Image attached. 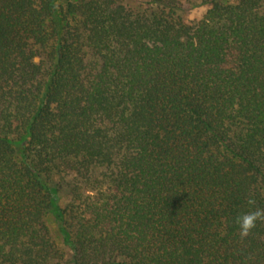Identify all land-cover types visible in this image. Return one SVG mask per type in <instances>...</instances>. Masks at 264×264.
Segmentation results:
<instances>
[{
  "label": "trees",
  "instance_id": "1",
  "mask_svg": "<svg viewBox=\"0 0 264 264\" xmlns=\"http://www.w3.org/2000/svg\"><path fill=\"white\" fill-rule=\"evenodd\" d=\"M250 196L264 0H0V264H264Z\"/></svg>",
  "mask_w": 264,
  "mask_h": 264
},
{
  "label": "clouds",
  "instance_id": "2",
  "mask_svg": "<svg viewBox=\"0 0 264 264\" xmlns=\"http://www.w3.org/2000/svg\"><path fill=\"white\" fill-rule=\"evenodd\" d=\"M247 204L250 210L238 215L235 219L241 239L247 238L258 222L264 223V208L257 207L256 200L251 196L247 199Z\"/></svg>",
  "mask_w": 264,
  "mask_h": 264
},
{
  "label": "rangeland",
  "instance_id": "3",
  "mask_svg": "<svg viewBox=\"0 0 264 264\" xmlns=\"http://www.w3.org/2000/svg\"><path fill=\"white\" fill-rule=\"evenodd\" d=\"M131 4L133 6H136L135 2L131 1ZM205 11H206V7H202V8H198V9L184 11L182 13V15L187 21L192 22V21L200 18ZM66 193H67V190L64 189L63 193L61 194L62 199H63L62 202H65Z\"/></svg>",
  "mask_w": 264,
  "mask_h": 264
}]
</instances>
